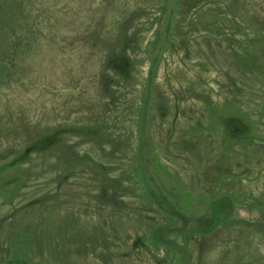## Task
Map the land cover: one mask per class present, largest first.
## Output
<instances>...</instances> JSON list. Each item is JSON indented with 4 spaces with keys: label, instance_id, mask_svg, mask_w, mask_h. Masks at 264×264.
I'll return each instance as SVG.
<instances>
[{
    "label": "rangeland",
    "instance_id": "obj_1",
    "mask_svg": "<svg viewBox=\"0 0 264 264\" xmlns=\"http://www.w3.org/2000/svg\"><path fill=\"white\" fill-rule=\"evenodd\" d=\"M0 264H264V0H0Z\"/></svg>",
    "mask_w": 264,
    "mask_h": 264
},
{
    "label": "trees",
    "instance_id": "obj_2",
    "mask_svg": "<svg viewBox=\"0 0 264 264\" xmlns=\"http://www.w3.org/2000/svg\"><path fill=\"white\" fill-rule=\"evenodd\" d=\"M51 137L43 138L39 143L48 145ZM149 194L157 202V204L168 214L176 218V220H182L186 223L190 220V216L183 211L180 207L171 202L161 191V189L150 185L148 187ZM234 202L232 198L228 196L221 197L215 200L213 205V212L209 216L199 217L200 230L203 232H211L221 218V213L226 212V218L230 217L233 214ZM170 226H160L157 227L153 233L156 241H166V234L171 231Z\"/></svg>",
    "mask_w": 264,
    "mask_h": 264
}]
</instances>
